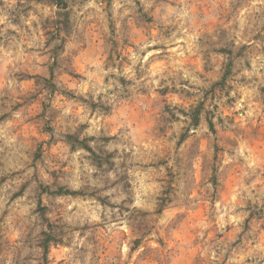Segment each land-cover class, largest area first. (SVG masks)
Instances as JSON below:
<instances>
[{"label":"clouds","instance_id":"9594fccd","mask_svg":"<svg viewBox=\"0 0 264 264\" xmlns=\"http://www.w3.org/2000/svg\"><path fill=\"white\" fill-rule=\"evenodd\" d=\"M221 43L235 103L190 135ZM260 89L264 0H0V264H264Z\"/></svg>","mask_w":264,"mask_h":264},{"label":"rangeland","instance_id":"374dc122","mask_svg":"<svg viewBox=\"0 0 264 264\" xmlns=\"http://www.w3.org/2000/svg\"><path fill=\"white\" fill-rule=\"evenodd\" d=\"M151 18H149V22ZM214 23V22H213ZM46 36H50V39L45 40V45L52 46V60L46 72H36L29 73V76L35 75L36 77L41 78L42 80L48 81L52 78V73L54 70L60 67L59 57L62 51L63 45L53 43L58 39V29L52 28L49 33H45ZM223 36V34H222ZM226 39V37H223ZM98 42V41H97ZM248 47L247 44L241 46V53ZM217 55L213 58L207 59L201 65V71L207 74V81L202 87V95L199 99H194L195 93H189L186 97V100H191L192 103L188 104V110L184 111L183 108L180 109L181 115L188 117V124L190 125L189 134L195 135L198 133H204L205 130L212 131L215 133V122L217 121L216 113L220 111L221 107L224 108L223 116L219 117L220 122H223L225 119L229 118L228 109L231 108L235 103L234 97H229L227 100H224L223 105L221 100L224 99L226 95L233 88V77L239 71V65L234 60H226V57H231L232 53L226 44L221 43V46L216 49ZM45 62H42V64ZM53 71V72H51ZM245 77H241V80H245ZM71 80V77H69ZM50 82V81H49ZM32 82L28 83L30 87ZM69 83V87H70ZM244 87L243 83L240 85ZM261 95L264 96V89L259 90ZM175 104H183L185 101H182L180 97H175L173 100ZM178 119V118H177ZM183 136V134H182ZM199 175L196 177V183L198 184ZM247 186V181L245 182ZM224 191L226 196L234 195L238 191L235 180L228 175L224 177ZM251 204V201L248 202ZM203 209H197L196 211H191L188 213V221L191 225H195L202 218ZM247 223V221H245ZM191 239V234L189 235ZM139 241H137L138 243ZM54 251V249H53ZM186 264H196L195 259L187 261Z\"/></svg>","mask_w":264,"mask_h":264},{"label":"trees","instance_id":"16d2710c","mask_svg":"<svg viewBox=\"0 0 264 264\" xmlns=\"http://www.w3.org/2000/svg\"><path fill=\"white\" fill-rule=\"evenodd\" d=\"M51 72H53V71H51ZM52 76H53V73H52ZM48 81H50V80H48Z\"/></svg>","mask_w":264,"mask_h":264}]
</instances>
